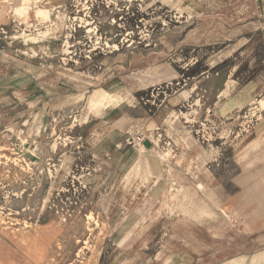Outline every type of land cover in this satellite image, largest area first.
<instances>
[{
	"label": "rangeland",
	"instance_id": "obj_1",
	"mask_svg": "<svg viewBox=\"0 0 264 264\" xmlns=\"http://www.w3.org/2000/svg\"><path fill=\"white\" fill-rule=\"evenodd\" d=\"M189 1L198 8L0 0V264H185L187 251L194 264H216L264 250V229L250 226L264 212L251 199L264 181L263 93L219 129L202 112L174 125L192 143L167 154L178 169L162 202L148 201L142 171L125 169L122 155L95 151L92 136L109 131L129 101L111 91L118 64L158 36L193 37L198 64L185 75L221 61L211 70L235 87L264 81V0ZM163 86L135 99L157 110L177 89ZM122 241L138 243L122 250Z\"/></svg>",
	"mask_w": 264,
	"mask_h": 264
},
{
	"label": "crops",
	"instance_id": "obj_2",
	"mask_svg": "<svg viewBox=\"0 0 264 264\" xmlns=\"http://www.w3.org/2000/svg\"><path fill=\"white\" fill-rule=\"evenodd\" d=\"M181 5L193 10L199 6L189 0H185ZM183 16L187 18L188 15ZM192 38L190 35L158 36L155 40L157 45H147L133 53L124 63V69L119 63L116 70V82L113 83L111 91L121 94L129 101L117 105L113 115L115 124L109 131L102 136H92L96 152L122 155L125 169L142 171L144 185L148 187L149 202H162L168 196V172L178 168L177 161L168 157L167 154L177 148L178 143L183 145L179 147L182 153H188L186 149L190 141L188 132L175 130V124L182 122L189 114L197 118V113L202 112L201 122L204 124L209 120L216 122L219 129L226 115L236 117L242 108L253 104L260 94H264V81L251 80L242 86L235 87L224 72L219 69L212 71L215 64H220L221 61L212 65L208 63L205 69L192 75H185L182 69L188 70L198 64V59L193 56ZM167 42L172 44L168 45ZM187 47L193 48L186 50ZM6 83L7 80L3 78V85ZM174 85L177 86L176 90L169 92L161 102L157 101V110H151L148 107L144 96L142 98L145 101L135 99V94L139 91L157 88L159 90L157 94H159L161 86L166 88ZM184 106L188 108L187 112L181 110ZM140 130L145 131V138L138 145L132 138ZM190 142L192 143V140ZM189 153L191 155L194 153L193 146ZM251 187L253 191H256L255 197L252 195L251 199L264 202V181L258 179ZM254 216L260 220L257 224L251 223V228L264 229V212ZM117 232L127 234L133 231H129L128 227L120 226ZM136 242L138 243V241L132 243L122 241L118 244H122V248L120 247L122 250H129L133 249ZM185 261V264H194L195 261L188 251ZM219 261L225 262L216 264H241L242 261H258L257 264H264V250L251 256L237 255Z\"/></svg>",
	"mask_w": 264,
	"mask_h": 264
},
{
	"label": "built area",
	"instance_id": "obj_3",
	"mask_svg": "<svg viewBox=\"0 0 264 264\" xmlns=\"http://www.w3.org/2000/svg\"><path fill=\"white\" fill-rule=\"evenodd\" d=\"M145 138V135L143 132H139L137 135H135V137L132 138V140L136 143V144H141L143 139Z\"/></svg>",
	"mask_w": 264,
	"mask_h": 264
},
{
	"label": "bare ground",
	"instance_id": "obj_4",
	"mask_svg": "<svg viewBox=\"0 0 264 264\" xmlns=\"http://www.w3.org/2000/svg\"><path fill=\"white\" fill-rule=\"evenodd\" d=\"M99 100V99H98Z\"/></svg>",
	"mask_w": 264,
	"mask_h": 264
}]
</instances>
